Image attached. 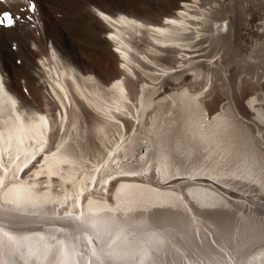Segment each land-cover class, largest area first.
I'll return each instance as SVG.
<instances>
[{
	"label": "bare ground",
	"instance_id": "1",
	"mask_svg": "<svg viewBox=\"0 0 264 264\" xmlns=\"http://www.w3.org/2000/svg\"><path fill=\"white\" fill-rule=\"evenodd\" d=\"M32 2L0 4V264H264V0Z\"/></svg>",
	"mask_w": 264,
	"mask_h": 264
},
{
	"label": "snow or ice",
	"instance_id": "2",
	"mask_svg": "<svg viewBox=\"0 0 264 264\" xmlns=\"http://www.w3.org/2000/svg\"><path fill=\"white\" fill-rule=\"evenodd\" d=\"M4 3V0H0V4ZM37 9L36 3L32 0H27V10L30 12H35ZM19 11H25L24 7H20ZM27 19L31 20L32 17L29 16ZM20 20V16L16 15L11 10H0V27L11 28L15 23ZM15 47V45H13ZM19 62V61H18Z\"/></svg>",
	"mask_w": 264,
	"mask_h": 264
},
{
	"label": "rangeland",
	"instance_id": "3",
	"mask_svg": "<svg viewBox=\"0 0 264 264\" xmlns=\"http://www.w3.org/2000/svg\"><path fill=\"white\" fill-rule=\"evenodd\" d=\"M74 40H76L75 42L77 43V44H81L82 42H81V40L80 39H75V37H74ZM78 41H79V43H78ZM250 45V44H249ZM251 46V45H250ZM247 53H250V51H248ZM202 86L203 85H200V86H198V88H202ZM58 202H56V203H53L52 204V207H53V205L55 206V204H57ZM58 207H57V209H61V208H63L62 209V214H63V216H65V215H67L68 214V211L70 210V208H69V206L65 203V202H63V203H61V204H59L58 203ZM66 207V208H65Z\"/></svg>",
	"mask_w": 264,
	"mask_h": 264
}]
</instances>
